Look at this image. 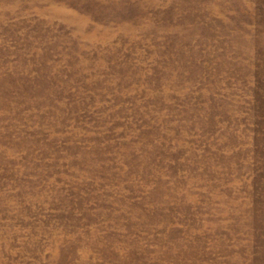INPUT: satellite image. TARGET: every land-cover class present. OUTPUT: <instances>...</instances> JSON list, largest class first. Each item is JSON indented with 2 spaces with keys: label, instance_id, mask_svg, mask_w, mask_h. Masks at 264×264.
Instances as JSON below:
<instances>
[{
  "label": "rangeland",
  "instance_id": "1",
  "mask_svg": "<svg viewBox=\"0 0 264 264\" xmlns=\"http://www.w3.org/2000/svg\"><path fill=\"white\" fill-rule=\"evenodd\" d=\"M0 264H264V0H0Z\"/></svg>",
  "mask_w": 264,
  "mask_h": 264
}]
</instances>
